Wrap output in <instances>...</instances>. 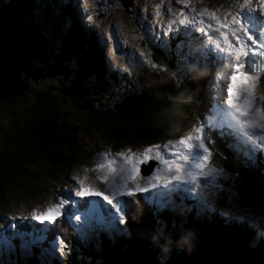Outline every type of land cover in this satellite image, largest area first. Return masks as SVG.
<instances>
[{
  "label": "trees",
  "instance_id": "16d2710c",
  "mask_svg": "<svg viewBox=\"0 0 264 264\" xmlns=\"http://www.w3.org/2000/svg\"><path fill=\"white\" fill-rule=\"evenodd\" d=\"M18 1H23L27 8L24 20L51 39L52 44L40 55V63L35 64L32 60L33 65L22 75V95L0 101V119H6V123L0 122V210H5L2 207H7L11 201L21 207L0 212V264H12L8 262L10 257L19 259L16 264H156L155 261L164 264L162 258L169 256L171 260L175 255L190 253L192 247L202 243L244 242L256 249L264 248L263 171L250 165L259 162L246 161L245 152L237 150L234 137L225 136L227 130L221 132L222 137L216 127L206 129L213 158L229 173L230 178L223 185L228 190L233 187L238 202L245 211L248 209L247 217L241 218L234 211L227 213L232 219L223 216L230 211L228 208H235L228 201L231 191L215 198V204L225 207L218 205L223 214L216 209L214 216L201 218L183 215L181 207L179 211L171 207L160 213L144 201L141 208L130 209L133 203L128 198V218L126 216L122 236L116 240L107 237L104 243L100 238L85 244L76 238L68 218L61 220V217L55 220V227L49 224L50 231L42 243H30L32 237L18 235L34 231L32 226L22 225L19 212L23 214L34 202L41 201L42 196L50 199L54 196L55 185L81 181L72 175H78L76 171L84 153V141L88 138H107L104 144L109 147L111 143L114 151L148 144L164 145L167 140L176 138L174 129L183 121L194 122L193 116L198 111L195 110L196 92L202 106L206 107L208 103L213 109L212 100L207 101L208 94L204 92L207 79L195 80L200 73L210 76V67L199 63L198 67L190 69L179 62L175 66L173 50L164 51L159 44L152 45L150 40V47L146 43L148 64L139 66L138 59L135 61L137 72L132 76L137 78L139 73V80L130 79L126 73L120 77L119 72L111 70L105 61L99 38L97 41L92 30H83L77 22L76 7L72 3ZM205 1L206 7L217 3V0L201 2ZM34 18L42 23L39 28L32 23ZM191 42L196 46L201 44L197 36ZM191 55L200 57L195 53ZM73 56H76L81 72L72 70L70 78L66 77L68 70L71 71L67 63ZM209 60L216 58L209 56ZM43 61L48 67L43 66ZM191 71H195L194 75ZM43 77H47L43 85L42 82L35 83ZM78 90L81 94L84 92L83 98L75 96ZM95 91L96 98L90 95ZM140 93L149 99L142 101ZM221 95L222 88L214 98ZM134 97H139L135 107L123 108L125 102ZM189 107H195L192 116H182ZM259 230L262 235L258 237ZM63 240L72 254L80 251L85 258L74 261L78 257L72 256L62 263L58 258L50 257L52 242ZM4 241H11L16 246L25 243L31 254L23 258L18 250L16 254L6 256L8 249L3 245Z\"/></svg>",
  "mask_w": 264,
  "mask_h": 264
},
{
  "label": "rangeland",
  "instance_id": "374dc122",
  "mask_svg": "<svg viewBox=\"0 0 264 264\" xmlns=\"http://www.w3.org/2000/svg\"><path fill=\"white\" fill-rule=\"evenodd\" d=\"M9 1L11 0H0V6L5 5ZM56 1L68 2V0H56ZM73 1L71 2L76 7V15L78 16L77 20L79 24H83L81 26L82 28H84V30H87V29L94 30L93 32H94V37L96 38V40L98 41V38H99V41L101 40V43L103 42L104 58H106V60L108 58L109 59L111 58L115 62L116 66L118 67L116 69L120 71H124V73L128 74L127 76L130 79L133 78L135 81L139 80L138 78L139 73L137 74V78L134 75L132 76V74H135L137 72V67L135 65V61L137 60V58L133 53L135 52V54L139 56V59L142 60L140 61L138 59V61H136L139 66L140 64L145 65V62L147 60V58L143 59L142 57H140L138 53V51L141 52V47L143 46V42H144L142 39V36L144 35L141 32H138L141 30L140 22L145 23L143 27L144 34L149 32V35H150V33L153 32L155 36L150 35V37L153 38L154 45H158L157 44V39H158V43L160 47L163 50H165V48L170 44V40L167 39L168 36L165 34V32L167 31V26L171 25V23L173 22L171 20L174 19L175 17L180 16V18H183V16L180 14H181L182 9L185 6V1H182V0H125V1H121L122 3L120 2V0H82L84 1V3L82 4V7H80V4L78 1L77 2L74 1V3ZM241 1L242 0H227L228 9L231 11H236L242 5ZM123 3L128 5V7L124 8ZM225 5L226 4L223 5L219 3L216 7L212 8L218 12V14L215 15V21L219 20L221 23H224V24L228 20V17L226 14L229 13L228 9L225 8ZM191 6L193 7L194 10L203 13L199 0H192ZM12 9H14L15 11V18H16V15H20L23 12L22 5L19 2H14V4L12 5ZM32 23L37 28H39L42 25V23L39 22L36 18L32 20ZM155 29L156 31H154ZM187 35H188L187 33H184L181 35V38L187 39L188 38ZM199 35L197 36V38L199 39L201 44H199L198 46H196L193 42L187 39L185 41L179 40L176 46L173 45V43H171V46L167 48L166 50L170 52L173 50L175 61L182 63L184 66L190 67V62L184 59V56L186 58L188 57L189 51H190L189 53L190 55L192 53H195V54H198L200 57L204 58V56H210L209 49L216 48V35L213 34V37L210 40H208V37H210V34L206 35L205 31H203L202 37H200ZM113 36H115L114 41H116L118 45L121 44L123 47H127V48L130 47V50L132 51V53L128 54L126 63L119 62L118 58L115 55V45L111 43V41L113 40ZM189 36L191 37L192 35L190 34ZM140 38L142 39V41L140 42L139 45H137ZM160 38H163L166 44L163 43V40ZM51 44H52V40L47 39V42L45 43V48L50 47ZM42 48L45 49L42 45H40V49ZM143 48L146 50L145 45ZM212 53L214 52L212 51ZM141 55L143 56L142 52H141ZM30 58L33 60L35 64H39L41 61L39 60L40 55L38 57L32 56ZM75 58L76 56H73L71 58V62L67 63L70 66L71 71L68 70L66 77L71 78L73 71L77 73L81 72V68L78 65V62ZM195 61L196 59H193V63ZM43 66L48 67V65L45 62L43 63ZM191 67L193 69L194 66H191ZM110 69L112 70L111 67ZM222 70H223L222 64L217 63L216 70H214L215 78L217 76L218 77L222 76L221 73H218V72H221ZM194 73L195 71L194 72L191 71L192 75H194ZM117 74L120 77L123 75V73H117ZM198 78L208 79V75L205 76L204 73H200L197 75V78H195V80H197ZM258 78L262 80L263 82L264 74L260 73V76H258ZM46 79L47 77H43L39 80H36L35 83L40 84L42 82V85H43ZM85 79L88 80L89 77ZM222 87L223 85L221 86V88ZM245 89H243V91ZM15 91H16L15 93L19 92L17 91V89H15ZM96 92L97 91L92 92L90 93V95L96 98L95 96ZM193 92L195 93L196 91H193ZM222 93H223V88H222ZM195 94L197 96V100L195 102L196 104L195 107H197V109L195 110H198L196 111L195 117H198V119H194L195 118L194 117L193 118L194 122H191L190 124L183 121L182 124L178 125L174 129V134H175L174 136L176 137L177 135H179L180 137L174 138L173 140L174 143L170 145V148L162 149L158 146H153L149 148L146 153H145L146 149L134 148V147L120 149V150L118 149L114 151L112 150L111 143H109L108 145L109 147H107L106 144H104L107 138L101 137L99 139L96 136H92L91 138H88V140L84 141V143H86L84 145V153L81 156L82 160L80 162L79 168L76 171V173L79 176L75 175L74 172L72 176L79 177L82 181H84L85 183L89 185L93 184L94 182L93 180L97 178V175H96L97 166H96L95 161L98 162L99 160L100 167L102 166V169L100 170L102 176H105V174L108 172V169H109V170H118V173L122 172L124 174H127L133 179L134 181L133 185L126 189L121 190L119 193L120 196L125 197L126 203L128 202V198H130V201H132L133 203L132 205H130V209L131 208L133 209V207L136 208L138 206L141 208L143 201H145L146 205H149L151 207L155 205L153 206L154 209L159 211L160 213L165 212V210L167 209H171V207L178 211L181 207L180 211H183V208L179 204V200L177 198H169V199L158 198V201L154 200L153 198H146L147 196H145L143 192L139 189V184L141 182V179L145 181L147 178L141 177V176L139 177L137 174L136 175L134 174L135 171H129V170H136V173L139 171L143 172L142 166H146L147 168L144 171V173H146L150 169L149 166H151V163L153 161H157L159 165L156 166V168L154 169V171L149 177L157 176L159 173V169L162 167L163 172H162V177L160 179L162 180L167 179L168 175L166 173L172 172L173 175L176 174L175 171L173 170V167L177 164L178 158L180 156L196 153L199 150L203 149L205 144L211 143L210 137L206 131L207 128L216 127L215 129H217L219 136L222 135L221 132H223L224 130H228L230 128H236V122L233 121L229 117V115L224 109L223 96H220L217 99H214V97L211 98V99H214V101H212L213 102L212 106H213V110L215 111V113L213 115H210L207 119L204 120V119L199 118V114H200V110L201 109L204 110L205 107L202 106V103H200V97H199L198 92H196ZM251 94L256 97V98L255 97L253 98L252 102L259 105L260 110H261V113L252 122L254 124L260 125L261 128L264 129V98L261 100H258L262 98V94L259 92L257 86L251 87ZM102 95L104 96L103 93ZM139 95H142L140 98L142 99V101L149 99L148 96L144 95L143 93L142 94L140 93ZM75 96L79 98H83L85 94L84 92H82L81 94V90H78ZM138 98L139 97L128 99L123 105V108H126V107L130 109L134 108L135 104L138 102L137 101ZM246 99H249V97H246ZM59 101L61 102L62 98H60ZM194 108L193 107H189V109L187 108L188 109L187 111H185L184 113L182 112L183 114L182 116L184 117L192 116V110H194ZM211 108L212 107L208 105L204 112H207V113L213 112ZM0 122L6 123V119L1 118ZM225 136L234 137L233 142L237 150L238 151L243 150L245 152V159L247 162L257 161L259 163H262L264 161V153L260 152V147H259L260 144L253 143L252 147H249L240 138L234 135H230L227 131L225 133ZM222 137L224 136L222 135ZM101 144H104V145L101 146ZM169 144H170V141L166 142L164 146H166L167 148ZM238 151L237 153H239ZM101 153L107 154V157L109 158V164L104 162V159ZM141 154L143 155L140 157H137V155H141ZM130 155H136V156H130ZM125 156H129V157L124 159ZM123 164L125 165L124 168H123ZM215 165L219 169L222 168V165L218 163H216ZM250 165L255 170H261L262 168L263 174H264V163L259 164V165H252V164ZM97 172L99 173L98 169H97ZM226 179L227 178H224V179L216 178L213 181L215 184L214 186L216 188H215V192H210L208 201L216 202L215 200L216 196H219V195L224 196L226 192L231 191V194L229 195L230 198L228 199V201H229V205L230 206L234 205L235 208L234 209L228 208L227 210H230V211H226V214L228 212H229L228 214H230V212L233 213L234 211L237 213V216H241V218H243V216L247 217V215L249 214L248 209H246L245 211L243 209L242 204L238 202V198H237L238 196H236L235 193H233L235 192L232 190L233 187L231 188V190H228V188L224 187L223 185L224 181H228ZM169 181H170L169 184H167L166 186L167 189L169 190L178 189L179 186H178L177 176L170 177ZM154 183H155V180L152 178H149L145 182L146 185H152ZM160 184L161 182H158L155 189H157ZM206 185L209 187H212V185L209 183L202 184L201 187L206 188ZM135 188H138V189H135ZM60 189H62V185L54 186L55 192H57V190L59 191ZM160 190L161 189H159L158 192ZM184 192H186V189H184ZM37 196H39L40 198L39 194ZM120 196H108V198L113 201H117L120 198ZM202 197L205 198V196H202ZM48 198L49 197L42 196V200L39 202L37 201L34 202L31 206H29L30 207L29 209L27 208L28 206L25 205L24 208H27L28 210L25 211L23 214H21V212L18 213L19 214L18 219H29L30 226H32L31 228L34 230L33 232L25 235V236H30L31 234L34 233V235L32 236L33 240H30L29 241L30 243L44 242L45 239L47 238L48 232L50 231L49 228L44 225V222L47 220V218L50 215L57 214L60 211H66L64 207H59L52 213L41 214L37 210H41L39 207L46 206V203L50 201ZM176 201L177 203H175ZM126 203H124V205L122 206H119L120 209L117 212L119 218H122L121 215L125 214L126 209H128L126 207ZM7 205H8L7 207L3 206L4 208L2 207V209H5V210L3 211L0 210V212H4L6 210L11 212L10 210H14V208H21L16 202L14 203L13 201H11ZM116 205H118V203ZM218 205L219 204L216 203L217 207ZM100 206L101 205L98 204V207ZM98 207H94L95 209H92V210H83L79 212V217L83 220V222L80 224V231H78L77 222L73 221V220L79 219L77 216V211L68 209V213L73 212L72 220H71V228L74 231H76L75 232L76 238H78L80 241L81 240L84 241L85 244H88L90 240L93 242H97L100 238H103L102 240H100V242L104 243L103 240L106 239L107 237L110 239L121 237L122 233H120L119 231L125 228L126 217L122 218L123 220L117 218V220L114 219L113 221L112 220L113 218L110 216L109 212L105 213L103 211H97L96 209ZM191 207H192L191 208L192 210H195V211L198 210L197 205H192ZM222 208H225V207H222ZM33 209H36V210H33ZM143 209L144 208L142 207V210ZM67 216L68 214L66 213L65 216L61 217V220L65 219ZM68 220L70 222L69 218ZM115 225L119 230H117ZM255 225L257 227V224ZM258 229H261V228H258ZM12 235L16 237L15 232H13ZM18 235H21V234H18ZM257 235L258 237L262 235L260 230ZM3 245L5 246L6 249H8V253L6 256H10L11 254H16L18 250H19V254H21L22 255L21 257L23 258H25L28 254H31L30 250H28L29 246L26 245L25 243L20 246H16L11 241H4ZM205 248L206 246L204 247V249ZM207 248H209V245L207 246ZM235 248L242 250V252L244 253H247L249 251L252 254H255L251 250V247L246 246L244 242H238L237 247ZM50 249H51L50 254H49L50 257L61 259L65 263L69 261V259H71L72 256L74 257V259L78 257L74 261L85 258L84 254H82L80 251H78V253L72 254V250L69 248V245H67V242L65 240H63V242L61 243L52 242ZM191 249H193V247ZM18 260L10 257L8 262L12 264H16ZM172 262L173 260L169 264H171ZM149 263L151 264L152 262H149ZM155 263L158 264L156 261Z\"/></svg>",
  "mask_w": 264,
  "mask_h": 264
},
{
  "label": "clouds",
  "instance_id": "9594fccd",
  "mask_svg": "<svg viewBox=\"0 0 264 264\" xmlns=\"http://www.w3.org/2000/svg\"><path fill=\"white\" fill-rule=\"evenodd\" d=\"M71 1H73V0H68L67 3H69V2L72 3ZM74 1H76V2L78 1L79 4H80V7H82V4L84 3V1H82V0H74ZM74 1H73V3H74ZM121 1H125V0H120V2ZM182 1H185V6L184 7H188L192 3V0H182ZM199 1H200L202 12L205 11V12H208V13L211 12L212 10H214L212 8L216 7L219 3L224 5L225 2H227V0H217V3H215V4H213V5L209 6V7H206L204 5V4H206V1L205 2H201L202 0H199ZM218 1H220V2H218ZM72 5L75 7L74 4H72ZM123 5H124L123 6L124 8L128 7V5H126L124 3H123ZM180 15H182L183 18H180V16H177L176 19L175 18L172 19V20H176V21H182L180 27H178L177 25H169V26H167V31L165 32V34L168 36L167 39L170 40V44L165 48V50L171 46V43H173V45L176 46L179 40L185 41V40L189 39L191 41V39L193 37L198 36L199 34H200L199 35L200 37L203 36V31H205L204 22H206V18H207L206 14L201 13L199 11H195V13L192 12V11H189V12L186 13V12H184L182 10ZM87 17H89V16H87ZM77 18H78V16H77ZM260 19L261 18L257 17V18H253V19L251 18L250 20H253V22L255 24L264 25V20L263 19L261 20L263 22L262 23L260 21ZM77 22H78V20H77ZM140 24H141V30L138 31V32H141L144 35V36H142V39H143L144 42H143V46L141 47V52L143 53V56L141 55V52L138 51V53H139L140 57H142L143 59L147 58L145 63L148 64L150 59H149L148 54H147L146 51H147L148 46L150 47V45H151L150 40H152V43H153V38H151L150 35L155 36V34L153 32L150 33V35H149V32L144 34V28L143 27H144L145 23L144 22L143 23L140 22ZM79 25L81 26L83 24H79ZM82 29L84 30V28H82ZM90 30H92V29H90ZM181 30H182V32H181ZM92 31H94V30H92ZM154 31H156V29ZM184 33L188 34L187 35L188 36L187 39L181 38V35L184 34ZM190 34L192 35L191 37L189 36ZM114 37L115 36H113V40L111 41V43L113 45H115V55L118 58L119 62L126 63L127 58H128V54L132 53V51L130 50V47L127 48V47H123L121 44L118 45L117 42L114 41ZM142 39L140 38V40L138 41L137 45L140 44ZM160 39H162L163 43H165L163 38H160ZM100 42H101V40H100ZM146 43H149L148 46H147ZM157 44H159L158 43V39H157ZM102 45H103V42H102ZM144 45H145L146 50L143 48ZM152 45H154V43ZM47 50H48V47H47ZM189 53H190V51H189ZM133 54L136 56L137 59H139V56H137L135 54V52ZM212 54H217V53L216 52H214V53L211 52L210 53L211 57H212ZM104 59L108 63V65L112 68L113 71L119 72V73H124V71H120V70L116 69L118 67L116 66L115 62L111 58L110 59L108 58L107 60H106V58H104ZM184 59L186 61L190 62V67H188V68L192 69L191 66L198 67L199 63L206 67L207 59H209V56H204V59H203V57H194L192 55H189V58H186L184 56ZM193 59H196V61L194 63H193ZM176 62L177 61H175V66H176ZM209 72H210V74L212 72V74L210 76H208L207 83L205 84V89H204V92L206 94H208L207 101L210 100L211 98H213L219 92V90L221 88V80L217 79L218 76L215 78L214 68L209 70ZM255 86H257L259 92L262 94V98L261 99H263L264 98V84H263V82L261 81L259 83V85L256 84ZM212 91H214V92H212ZM224 97H225V93H224V89H223V102H224ZM208 105L209 104L207 103V106ZM207 106L204 108V110H202L200 112V114H199V118L200 119H204L205 120L210 115H213L215 113V111L212 108L211 109H212L213 112H211V113L204 112L206 110ZM260 113H261L260 107L257 106V105H253V113L252 114L249 113L250 116H251L252 121L256 117H258V115ZM193 117H195V116H193ZM195 118H198V117H195ZM227 132H228V130H227ZM176 137H180V136L177 135ZM173 140L174 139L167 140V141H170V144L168 145L167 148H166V146L162 145L161 143L141 145V146H138L136 148H144V149H146L145 153L147 152V150L149 148H151L153 146H158V147H160L162 149H168V148H170V145L174 143ZM243 142L246 145H248L249 147H252V145H253L250 142H249V144L246 141H243ZM101 146H103V144H101ZM210 146H211V143H207V144H205L203 149L199 150L196 153H192V154H196L199 157L203 158L205 160L203 162V164L195 162L196 159H194V157L191 154H186V155L180 156L178 158L177 164L173 167V170L175 171L176 174L173 175L172 172L166 173L168 175L167 179H163V180L160 179L162 177V172H163L162 167L159 169V173L155 177H148V176L142 175V173H143L142 171H139V172L136 173V170H129V169L128 170L129 171H135L134 174L135 175L137 174L139 177L141 176V177L147 178L145 181L141 179V182L139 184V189L143 192V194L145 196H147L146 198H153L156 201H158V198H166V197L177 198L179 200V204L183 208V215L190 214V215H193L194 217H198V218H201L203 216H208V215L214 216L215 212L211 208V206H216V204L214 203V201H212V202L208 201L210 192H215V188L216 187L214 186L215 184H214L213 181L216 178L217 179L218 178L224 179V178H230V177H228L229 173L225 170V168H223V166H222L221 169H219L215 165L217 162H215V159L213 158V154H212V151L210 149ZM143 154L137 155V157H140ZM101 155H102V157L104 159V162L109 164V158L107 157V154L106 153H101ZM130 156H136V155H130ZM128 157L129 156H125L124 159H126ZM185 161H191V166L188 167L185 170H182L181 169V165H182V162H185ZM95 163H96V166H97V168H96L97 178H95L93 180L95 183L93 182V184H91V185H95L96 186L95 187L97 189L95 191L96 194H98V190L102 191L106 184H108V187L112 188L113 190H115L117 188H121V187H123V188L130 187L131 185H133V183H134L133 179L130 176H128L127 174H124L122 172L118 173V170L116 171V170H109L108 169V172L105 174V176H102L101 175V171H100L102 169V166L100 167V161L99 160H98V162L95 161ZM263 163H264V161L262 163H257V164H252L251 163V164L252 165H259V164H263ZM124 166L125 165L123 164V168H124ZM97 169L99 170V173L97 172ZM261 171H263L262 168H261ZM173 176H177L178 177V186L179 187H178V189L169 190V189L166 188V186L170 182L169 178L173 177ZM203 177H205L206 179H202ZM149 178L154 179L155 183L152 184V185H146L145 182ZM196 179H198V180H196ZM197 181H198L199 185L197 186L196 189L198 190L199 195L198 196H194L193 200H197L196 201L197 203L195 204V205H197V207L200 206V205L204 206V212L203 213L202 212L199 213L198 210H197L198 214L195 213L194 211H192V209H191L192 208L191 206L194 205V201L190 200V198H191L190 196H192V195H185L183 193L184 192V190H183V186L184 185L185 186H193V184L197 183ZM158 182H161V184L159 185V187L157 189H155ZM208 183L211 184L212 187H209L207 185H206V188H202L201 187L202 184H208ZM85 186H89V184L83 183L82 180L80 182H71V183L70 182H66V183L62 184V189H60L59 191L57 190V192L54 193V196H52L49 199L50 201L46 203V206H44L45 210H43L41 207H39L41 210H37V211H39L41 214L52 213L53 211H55L56 209H58L60 206L63 205L64 208L66 209L65 213H67L68 216H70L69 219H70V228H71V220H72L73 212H69L68 213V209L75 210V211H77V216H78L79 219H76V220H73V221L77 222L78 231H80V224L83 222V220L79 217V212L83 211V210L95 209L94 207H98V204H100L101 206L98 207L96 210L97 211H103L105 213L109 212L110 216L113 218L112 219L113 221H114V219L115 220H117V218L118 219H122V218H125L126 216L128 218V211L125 214L121 215L122 218H119L118 213H117L119 211V209H120L119 206L124 205L125 197L122 196V199L120 200L118 205H116L114 203L113 204H105L104 201L101 200V199L104 198L103 192L101 193L100 197H98V196H89V197H87L86 196V197L81 199L78 196L76 191H77V189L78 190L79 189L81 190L82 188L85 189ZM135 189H138V188H135ZM159 189H161V190L158 192ZM202 196H205V198L207 199L206 200L207 202H204V197H202ZM101 197H103V198H101ZM186 198H189V199L187 200V203H184ZM51 201H52V203H51ZM33 210H36V209H33ZM219 211H220V213L223 212L221 210H219ZM114 213H116V214H114ZM224 214H223V216H226V217H229L230 219H232L230 217V215H227L226 213H224ZM112 215H114V216H112ZM24 220H26L30 224L29 219H23V221ZM128 223H129V221H128ZM115 227H116V225H115ZM117 230H119V229L117 228ZM121 231H122V229H121ZM121 231H119V232L122 233L123 231L122 232ZM115 240H110V241L113 243V241H115ZM202 244H204V243H202ZM246 246L251 247L252 251H257L258 250L256 248H254L252 245H250V246L246 245ZM187 252H189V251H187ZM176 257H181V255H175L171 260H170L169 256H166L165 258H162V260H165L164 264H167L168 262L170 263ZM59 261H61L62 263H65L61 259H59Z\"/></svg>",
  "mask_w": 264,
  "mask_h": 264
},
{
  "label": "bare ground",
  "instance_id": "6f19581e",
  "mask_svg": "<svg viewBox=\"0 0 264 264\" xmlns=\"http://www.w3.org/2000/svg\"><path fill=\"white\" fill-rule=\"evenodd\" d=\"M4 23H6L7 26L4 25ZM5 27H7V30ZM37 39L40 40L38 41ZM39 42L41 45H43V42H45V40L40 38L37 33L33 32L30 27L13 20L11 16L10 18H7L4 15H0V51L2 52L3 57L6 58V61L10 62V64L7 62L8 71L14 70L16 66L23 70L27 68L28 71V68L32 66V60L30 57L35 56V54L37 53ZM5 74H7V72H5ZM13 87L16 88V83L13 85ZM8 89L9 87L5 85L3 90L8 91ZM10 89L15 91L14 88ZM221 96H223V93ZM211 100L214 101L213 99ZM158 165L159 163L157 161H153L151 163V166H149L150 169L146 173H144V171L147 167L142 166V174L149 177ZM166 199H169V197H166ZM196 213L198 214L197 211ZM25 235L26 233H21V237ZM33 235L34 233L29 237H32ZM237 243L229 244L225 242H219L217 244L215 243V245L217 246L209 245V248H207L208 245L200 244L198 246H195L190 251V257H176L173 259V262L171 264H257L263 262L264 253H261L260 251L254 252L255 254H252L249 251L247 253H244L242 252V250L235 248L237 247ZM205 246L206 248L204 249ZM225 249H230V251H228L231 256L234 255V253L245 255L241 256L238 254V258L240 260L236 259L235 263H223L224 261L229 259L228 257H230L229 254L224 253L223 250Z\"/></svg>",
  "mask_w": 264,
  "mask_h": 264
},
{
  "label": "water",
  "instance_id": "95a60500",
  "mask_svg": "<svg viewBox=\"0 0 264 264\" xmlns=\"http://www.w3.org/2000/svg\"><path fill=\"white\" fill-rule=\"evenodd\" d=\"M14 2H19L22 5V8H23L22 14L16 15V19H15V11H14V9H12V4ZM26 13H27V8H26V5H25V3L23 1L11 0V1L7 2L5 5L0 6V15H4L7 18H10V16H11L13 20L18 21V22L30 27L33 32L37 33L38 36H40V38L45 40V42H43V45H42L45 48V43L47 42L46 37L41 35L39 31L34 30L33 26L30 25L27 21L24 20L23 17H24V15ZM7 22H9V21H7ZM4 25H6V23H4ZM5 28L7 30V27H5ZM38 44H39V47H38L37 53L35 54L36 57H38L42 53H45L46 50H47V48L40 49V45H41L40 42ZM40 58H41V56H40ZM0 60H1V66H0V101L9 100V99H11V97H14V96H21L22 95L21 91H22V88L24 86V83L22 81V75H23V73L27 72V68H25L23 70V69H20L18 66H16L14 70L8 71V69H7V62L8 61H6V58L3 57V54H2L1 51H0ZM8 63L10 64V62H8ZM27 67H28V65H27ZM5 72H7V74H5ZM15 83H16V88L13 87V85ZM5 85H7L9 87L8 91H4L3 90ZM10 88L17 89V91H19V92L15 93L16 91L11 90ZM198 245H200V244H197L196 246H198ZM205 245L217 246V245L211 244V243L205 244ZM218 245H220V244H218ZM228 250L230 251V249H228ZM228 250L225 249L223 251H224L225 254H229L230 255ZM257 251H260L261 253H264V248H262L260 250L258 249ZM257 251H253V252H257ZM238 254L239 253H234V255H232V256L230 255V257H228L229 259L224 261L223 263H233V262L235 263L236 259L240 260L238 258ZM239 255L244 256L245 254H239ZM181 257H190V254H189V252H186L183 255H181ZM263 263H264V260H263L262 263H257V264H263ZM151 264H153V263H151Z\"/></svg>",
  "mask_w": 264,
  "mask_h": 264
},
{
  "label": "flooded vegetation",
  "instance_id": "af4514ba",
  "mask_svg": "<svg viewBox=\"0 0 264 264\" xmlns=\"http://www.w3.org/2000/svg\"><path fill=\"white\" fill-rule=\"evenodd\" d=\"M32 63V62H31ZM32 65H33V63H32Z\"/></svg>",
  "mask_w": 264,
  "mask_h": 264
}]
</instances>
